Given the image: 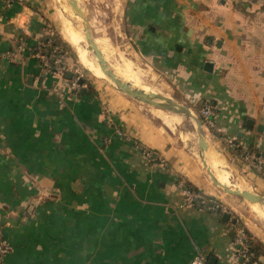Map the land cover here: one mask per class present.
<instances>
[{
  "label": "crops",
  "instance_id": "0c3cea01",
  "mask_svg": "<svg viewBox=\"0 0 264 264\" xmlns=\"http://www.w3.org/2000/svg\"><path fill=\"white\" fill-rule=\"evenodd\" d=\"M44 1L0 0L3 263L264 264L261 255L235 260L238 220L211 209L216 190L202 162L133 100L99 91L78 70L80 90L61 100L53 94L57 80L33 50L53 32L66 42ZM111 3L134 56L197 113L214 106V128H203L210 161L221 154L264 196V174L241 161L245 150L264 156V0ZM180 183L207 208L184 205Z\"/></svg>",
  "mask_w": 264,
  "mask_h": 264
},
{
  "label": "rangeland",
  "instance_id": "374dc122",
  "mask_svg": "<svg viewBox=\"0 0 264 264\" xmlns=\"http://www.w3.org/2000/svg\"><path fill=\"white\" fill-rule=\"evenodd\" d=\"M111 1L113 0H82L81 4L84 5V9H83L84 15L86 16V18L88 17L90 19V26H91L90 30L92 32L93 38L98 42H100L101 44H103L107 48L109 53L112 56H114L119 63L120 62L123 63L122 60H120V58H126L128 60L133 61V63L136 64V66L139 69L143 71H149L150 79H151V80L150 79L147 80L149 85L159 90L160 93L164 95V97H166V99L181 104L182 106H188L186 102L184 103V101H182L181 95L178 94L177 89L173 83H171L163 75L162 76L158 75V73L153 72L151 69H147L146 63H144V61H141L140 59L134 56L131 47H129L127 44L126 38L120 34L118 28L116 27V25H118L116 23L117 20L115 21L113 20L112 17L113 4L111 3ZM44 2L46 3L45 6L49 8L48 11L49 12L51 11L52 15H54L56 21L55 28L57 29V31L59 29L60 32V28L58 27L59 20L57 18L56 10L59 7L64 8L63 3L62 5H59L60 2L59 0H45ZM120 28L121 27H119V29ZM65 46L69 52L68 60L65 63L67 68L75 69L76 71L78 70L79 73L82 75V77L89 80L91 84H93L96 88L99 89V91L110 92L112 96L122 95L108 81L101 79L99 77H95L89 71L84 69L79 64V59L76 54V50L72 49L67 43L65 44ZM134 104L135 106L137 105L136 108L143 114L144 117H146L150 121H153L162 129L164 128L163 130L166 131L168 130L166 127L163 126V124L158 119H156L150 113V111L154 110L153 108L137 101H134ZM182 120L178 128V130H180V134L184 132L187 133L191 132L195 138L190 120L185 117L182 118ZM171 136L173 138L175 137L179 142H181L184 145V147H186L188 150L193 151V153L197 151L196 143H195L196 138L192 140L191 137L188 136L185 137L182 135L183 137H185L187 141H191L190 144H185L176 133H172ZM231 172L233 173L231 176L234 177L235 180H237L238 182H244L243 180L244 175L241 173L240 170L236 169L235 171V169L234 170L232 169ZM207 180L210 187H213L208 177ZM214 189L216 190V193L215 195H213L214 198H212L210 203L212 205H217V207L220 208V213H229L235 220L239 221L235 223V226L238 228H233L234 233H236L238 230H242L239 227L242 226L244 231H248L250 235H253L256 239L264 241V218L261 219L258 215L254 213V210L251 207L252 205L240 198L225 194L215 186ZM244 189L250 192L251 191L255 192L263 196L262 193H259L257 189L251 186L245 185ZM220 205H223V207Z\"/></svg>",
  "mask_w": 264,
  "mask_h": 264
},
{
  "label": "bare ground",
  "instance_id": "6f19581e",
  "mask_svg": "<svg viewBox=\"0 0 264 264\" xmlns=\"http://www.w3.org/2000/svg\"><path fill=\"white\" fill-rule=\"evenodd\" d=\"M59 1H60L59 5H62L63 1L65 0H59ZM56 14L59 20L58 27L60 28V36L72 49L76 50V54L79 59V64L84 69L89 71L93 76L99 77L104 80H108L106 76L101 72L96 62V59L93 57L91 52H89L86 49L87 43L85 42L83 38V33L81 29L76 24L71 22L70 19H68L67 10L62 7H59L56 10ZM94 43L97 45L98 49L101 51L110 69L114 72V74L118 78H120L122 81L126 83H129L132 88L142 90L143 92L147 94L150 93L153 97H156L159 99H166V97H164V95H162L159 90L149 85L147 81L148 79H150L149 71H143L139 69L136 66V64L132 63L131 60H128L126 58H120V60H122L123 63L121 62L119 63L116 60V58L109 53V51L103 44H101L95 39H94ZM150 113L156 119H158L163 124V126L166 127L171 133H176L185 144L191 143V141H187L185 137H183L182 134H180V130H178L181 124L180 122L183 117H180L178 115L167 114L160 110H153V111H150ZM187 135L191 137L192 140L195 139L191 132H189ZM196 150L197 151L194 154L198 157L199 162L201 163V156L198 151L197 143H196ZM220 155L215 154V161L212 164L213 165L212 167L214 168L215 177L223 185H226L232 189H238L242 191L245 188V184L243 182H238L231 176L230 170L228 169L225 160ZM251 207L253 208L254 213L256 215H258L261 219L264 218V208L263 207L256 205V204L252 205Z\"/></svg>",
  "mask_w": 264,
  "mask_h": 264
},
{
  "label": "water",
  "instance_id": "95a60500",
  "mask_svg": "<svg viewBox=\"0 0 264 264\" xmlns=\"http://www.w3.org/2000/svg\"><path fill=\"white\" fill-rule=\"evenodd\" d=\"M64 8L67 10L68 19L76 24L83 33V38L87 43V50L91 52L93 57L96 59V62L101 70V72L106 76L108 81L120 94L126 96L127 98L140 102L144 105H147L154 110H160L167 114L178 115L180 117L188 118L191 122V127L193 129L198 150L201 156V162L204 167L205 173L209 178L213 186L217 187L219 190L224 192L227 195L238 197L251 205H259L264 208V196H261L255 192H250L248 190H238L232 189L226 185L220 183L214 175V168L212 167L213 163L210 161L211 155L210 144L207 141L202 121L195 110L188 106H182L181 104L175 103L169 99H159L153 97L150 93H145L142 90L132 88L129 83L122 81L118 78L114 72L110 69L107 62L105 61L101 51L98 49L97 45L94 43V38L89 27L87 18L84 15V12L79 7L77 0H65L63 2ZM133 63V61H132ZM66 76H70V72L67 71ZM79 84H82V79H79ZM83 91H81L82 93ZM219 211V210H218ZM229 215L227 213L222 214V220L227 221Z\"/></svg>",
  "mask_w": 264,
  "mask_h": 264
},
{
  "label": "built area",
  "instance_id": "2783aa9c",
  "mask_svg": "<svg viewBox=\"0 0 264 264\" xmlns=\"http://www.w3.org/2000/svg\"><path fill=\"white\" fill-rule=\"evenodd\" d=\"M51 36L50 33L47 39L36 42L33 57L45 72L51 74L57 80L56 86L53 88V94L61 100L65 96L80 90L82 86L79 84L81 75L77 71H71V77L68 79L65 78L66 67L64 64L68 60L69 52L64 46L53 43ZM9 57H13V55L9 54ZM214 113L215 108L212 105H205L199 111L198 115L202 121L203 128H214V122L212 120ZM227 143L230 147H237L232 141H228ZM146 156L150 157L151 153H146ZM241 161L251 171L264 174V156L254 151L245 150L241 154ZM180 186L183 188L184 205L193 206L195 204H203L204 198L202 195L186 188L182 183H180ZM211 209L213 211H220L217 205H211ZM233 243L235 247V260L245 259L248 243L247 237L238 230L234 235ZM6 253V245L0 241V264H4L3 257ZM192 264H202V261L200 258H195Z\"/></svg>",
  "mask_w": 264,
  "mask_h": 264
},
{
  "label": "trees",
  "instance_id": "16d2710c",
  "mask_svg": "<svg viewBox=\"0 0 264 264\" xmlns=\"http://www.w3.org/2000/svg\"><path fill=\"white\" fill-rule=\"evenodd\" d=\"M51 28V27H50ZM53 35L51 36L53 43L57 44V45H64L61 40L59 39V37L57 36V34L55 32L52 33ZM65 47V46H64ZM83 81L85 82V79H83ZM186 188H189L193 191H195L194 189L191 188V186L187 185ZM204 202L203 204H196L197 206H202L203 208H207L208 206V202L207 199L204 197ZM218 211V210H215ZM218 214H220V211L217 212ZM221 215V214H220ZM233 228H238L235 226H232ZM248 239V243H247V253H246V257L245 259H243L242 261H246V262H251L252 260H254L257 256H264V248L262 247V245L256 241L255 239H253L252 237H250L248 232L242 231L240 230Z\"/></svg>",
  "mask_w": 264,
  "mask_h": 264
}]
</instances>
